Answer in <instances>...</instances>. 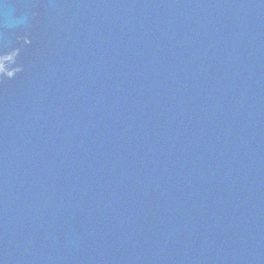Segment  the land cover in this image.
<instances>
[{"label":"water","instance_id":"water-1","mask_svg":"<svg viewBox=\"0 0 264 264\" xmlns=\"http://www.w3.org/2000/svg\"><path fill=\"white\" fill-rule=\"evenodd\" d=\"M0 264H264V0H0Z\"/></svg>","mask_w":264,"mask_h":264}]
</instances>
